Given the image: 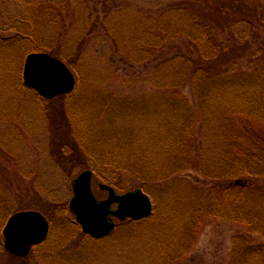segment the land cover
Wrapping results in <instances>:
<instances>
[{
    "label": "trees",
    "instance_id": "trees-1",
    "mask_svg": "<svg viewBox=\"0 0 264 264\" xmlns=\"http://www.w3.org/2000/svg\"><path fill=\"white\" fill-rule=\"evenodd\" d=\"M14 6L20 7L21 12L14 14ZM0 16L7 23V32L13 34L10 38L0 36V51L6 53L0 56L2 87L23 84V61L29 54L44 52L72 63L65 52L68 30L77 20L70 0L58 4L54 0H0ZM241 26H246L248 33H264V0H174L161 13V20L146 29L139 27L142 31L138 32H146L151 41L140 34L132 41L126 37L111 38L114 52L131 61L134 45H139L143 52L169 48L173 55L166 63L175 70L172 80L153 85L156 93L148 100L126 94L98 95L107 112L98 124L90 123L85 112L75 107L76 93L59 98L67 99L68 104L50 108L51 145L55 154L71 163L73 169L92 170L96 180L120 194L132 190L124 176L135 179L145 191L150 184L168 181L182 173L188 164L186 159L195 154L196 163L192 165L204 171L212 182L208 204L197 210L176 247L158 245L147 249L152 256L158 253L153 256L154 264H180L192 252L197 231L209 221L233 222L246 227L251 234L264 235V134L259 135L254 128L264 123V68L255 69L249 79L245 78L240 65L251 44L247 35L238 32ZM56 32L64 33L57 36ZM226 36L228 39H224ZM256 57L264 63V44L259 45ZM189 84L194 87L195 105L183 93ZM217 106L228 107L232 113L219 112ZM139 115L143 120H155L149 134L143 136L145 140L118 124L138 120ZM217 118L221 123L217 124L218 132L227 144L221 159L211 169L212 165L208 168L204 159L202 162L205 142L199 145L193 134L198 127L206 133ZM249 127L258 138L248 152L242 149V144ZM228 129L234 138L228 139ZM146 140L153 144L149 146ZM103 173L116 178H103ZM26 210L21 206L18 212ZM42 212L53 229L59 214L70 213L67 203L55 204ZM74 221L72 216L71 224ZM143 223H120L117 230L129 226L135 229ZM13 260L25 262L29 258L13 257ZM69 262L88 264V260L81 259ZM229 264H264V246L238 243Z\"/></svg>",
    "mask_w": 264,
    "mask_h": 264
},
{
    "label": "rangeland",
    "instance_id": "rangeland-1",
    "mask_svg": "<svg viewBox=\"0 0 264 264\" xmlns=\"http://www.w3.org/2000/svg\"><path fill=\"white\" fill-rule=\"evenodd\" d=\"M61 1L54 0L56 4ZM70 1L77 20L68 30L69 43L65 52L72 63L61 61L70 68L77 80L75 91L71 94L76 93L75 107L85 112L84 116L90 123L98 124L107 114L104 101L98 95L126 94L137 98L144 96L148 100L156 93L153 85L167 84L174 78L175 70L166 63L173 55L169 48L143 52L139 45H134L131 61L114 52L111 42L112 37H126L132 41L136 34H140L138 31H142L139 28L141 25L146 29L161 20V13L174 0ZM12 12L18 14L21 9L14 6ZM238 32L247 35L251 44L246 59L240 65L245 78L249 79L255 69L264 68V63L256 57L259 45L264 44V33H248L246 26L239 27ZM62 33L59 32L57 36ZM140 35L151 41L146 32ZM0 36L13 37L12 33L7 32V23L1 16ZM224 39H228L227 36ZM5 54L0 51V56ZM183 93L192 105L196 104L193 84L185 87ZM61 97L66 96L43 99L36 91L25 86L24 77L23 84L0 85V264H70L69 261L73 259L88 260V264L91 259L97 260L93 264H154L153 256L158 253L154 252L152 256L147 249L158 245L176 247L185 229L195 219L197 210L208 204V188L212 182L204 171L192 165L196 163L193 153L186 159L188 164L182 173L168 181L150 184L145 187V191L135 179L124 176L126 184L132 187L128 192L143 190L154 204V214L143 226L135 229L122 227L103 241L94 242L87 238L75 221L71 224V213L59 214L48 241L36 248L29 260H13L5 249L4 227L8 217L16 214L21 206L42 212L55 204L67 203L69 206L72 200L73 182L81 171L73 169L71 163L56 155L51 145L53 133L49 111L53 105L68 104L67 99L60 100ZM217 108L219 112L232 113L228 107ZM149 119L143 120L139 115L138 120L118 121V124L132 129L143 138L155 123L153 119L147 121ZM215 122L206 133L198 127L193 134V137L198 138L199 145L205 142L202 162L204 159L205 167L208 164V168L212 165L211 169L221 159L227 144L222 133L218 132L220 128L217 124H221L219 118ZM98 128L102 130V127ZM254 128L259 135L262 132L264 134V123ZM228 133V139L234 138L231 129H228ZM204 137L207 139L203 141ZM257 138L258 135H254L253 129L249 127L244 135L242 149L249 152ZM145 143L150 142L146 140ZM101 176L110 180L116 178L111 173ZM94 180L95 194L103 200L107 199L108 193L100 188L106 184ZM209 222L197 231L192 252L180 264H229L238 243H246L251 247L264 246L263 234H251L246 227L233 222ZM182 241L189 246L184 238ZM154 259L158 261L156 257Z\"/></svg>",
    "mask_w": 264,
    "mask_h": 264
},
{
    "label": "water",
    "instance_id": "water-1",
    "mask_svg": "<svg viewBox=\"0 0 264 264\" xmlns=\"http://www.w3.org/2000/svg\"><path fill=\"white\" fill-rule=\"evenodd\" d=\"M23 77L25 86L46 100L70 95L76 88V79L70 69L46 53L27 57ZM92 181L91 171L83 172L74 180L69 207L84 234L102 239L115 230L114 218L124 222L128 219L142 221L152 216V201L142 190L118 195L113 188L102 185L101 189L109 196L101 201L93 191ZM50 231L42 214L20 212L9 219L3 230L5 248L13 256L27 258L34 247L48 240Z\"/></svg>",
    "mask_w": 264,
    "mask_h": 264
}]
</instances>
